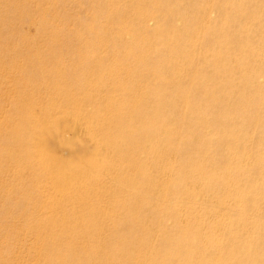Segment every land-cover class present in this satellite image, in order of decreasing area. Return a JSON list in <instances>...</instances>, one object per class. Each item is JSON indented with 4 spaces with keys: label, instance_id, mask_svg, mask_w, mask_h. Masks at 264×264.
<instances>
[{
    "label": "rangeland",
    "instance_id": "374dc122",
    "mask_svg": "<svg viewBox=\"0 0 264 264\" xmlns=\"http://www.w3.org/2000/svg\"><path fill=\"white\" fill-rule=\"evenodd\" d=\"M16 1L18 4L26 5L28 11L34 17L32 23L28 21L24 23L19 22L16 24L15 28L23 34L24 38H31L33 40L36 38V41H34L35 44L33 45L35 54H44L49 48L47 38H38L36 36L38 33V26L41 20L45 17L53 25H57L59 28H67V36L70 39L69 47H73L78 43V40H71L72 31L75 28L85 36L84 38L86 40H100L99 42H96L97 50L99 51V58L103 61L104 65L109 66V64L112 65L116 63L120 66L129 63H136L139 65L148 64L147 70L149 74L147 73L146 77L145 74L141 75L139 76V79L144 77L145 80L150 81V83L144 86L145 90L143 92L151 94H155L154 83L157 84V81L161 78L160 75L156 74V64L162 63L164 60L170 63H182V61H178L174 58L179 55V51L173 53L175 40L179 36V28H185L189 26V24L193 25V32L195 33V36L192 39V44L194 43L193 47L190 48L185 44L182 46L184 49H188L192 52V54H190L191 62L188 65L181 64L183 67L177 72V74L171 73L166 76V79H181V84L184 85L183 87H186L185 94L189 93L191 95H196V103L202 107L198 111V115H211L210 109L213 108L207 107L210 103L209 101H213V97L215 99L218 96H223L222 93L217 92L219 89L215 90L214 80L216 76H214L215 66L213 59L216 58L217 55H225L223 47L226 44H237L236 41L240 39L239 34L245 36L244 42L252 49L255 57L254 62L258 66L260 65V69L256 68L252 70L249 65L247 66L249 69L243 71L245 75L252 80L251 89L245 94L247 99L244 103L254 106L255 109L250 108L247 110L248 107L246 105H240L238 108L242 109L243 112L240 113V115L232 117V115L229 116L228 113H224L222 115L224 118L219 121L223 122L224 119L227 118L230 122L229 130H222L218 125L214 124H207L206 127L199 126L197 119H195V135L191 137L192 139H195V156H192L194 158L191 161L190 166L193 171H195V188L200 191V194L194 195L190 200L186 195L181 194L178 199L176 198L173 200V203L177 202L180 205L186 204L190 201L191 206L194 208L193 214L190 213V216L187 214L184 218V222L182 221V223L175 224V219L171 213L172 209L169 205L170 197L157 199V197L160 196L159 193H157L158 190L156 188L147 189L146 192H144L147 200V203L145 204L147 208L142 207L143 209L136 210L146 216L147 227H151L149 235L144 234L143 232H139L138 237L135 238L127 235L128 228L130 226L134 228L135 226L131 219L126 220L124 217L122 218V208L112 205L110 202L109 194L115 195V193H123L120 192L111 182L113 174L108 168L102 170L104 181L97 184V188L103 195L100 198L99 196H89L88 198L90 204H99V208L102 209L103 214L108 220L103 224V226L105 225L104 227H106V232L104 233L105 238H102V240L99 241L90 239L84 240L86 237H79V234L77 233L79 238H76L75 231H70L72 234L69 233L63 235L61 238H56L55 240L48 239L42 241L33 231L26 232L30 223L35 221L34 218L45 220L52 215V208L50 205H45L47 199H61L63 196H60V193L58 194L52 189V187L48 186L49 177L47 178L45 175L37 173L32 168L30 164L31 162L27 163V161H25L27 164L23 163L22 165H30L25 166V168L20 170L21 165L18 166L16 161L11 159L8 155V151L12 149L11 143L6 142L7 139H0L1 263L56 264V261H58L60 264H80L84 263L85 260H88V262L97 260L101 261L98 262V264H184L180 263L181 259L178 257L179 254H176L177 248L179 247V240L183 236L188 235L190 230L192 231V234L195 231L196 235H201V233L204 235L210 227H212L211 225L215 227L216 221L221 218L218 217L220 215L225 216V220L227 219L228 222H232L237 228L244 231L241 244L247 245L248 243H253L254 240L260 236L261 231H263L262 229H264V71L262 70L264 67V35L259 33L261 31L258 27L259 25H264V11L261 10V7L259 6L262 4V8H264V0H250L252 3L248 0H242L244 4L249 2V5L252 6L257 18L255 24H251L250 21L247 22V25L240 18L238 7L230 11L231 21L230 23H227L229 17H225L224 14L220 13L218 10V7L223 0ZM178 6H185L184 20L181 16V22L175 15ZM38 7L40 9H37ZM44 8L46 9L44 10ZM202 10L205 11L206 20L203 28L197 31V21L200 20V11ZM96 12L100 13L96 14ZM63 15L65 20L62 21L60 18H62ZM112 17H114V19L121 17L124 19V23H127V29H131L126 32L122 30L123 32H121V29L115 27V25H110L109 18ZM82 23H85L86 26H92L91 33H87L88 31L85 28L83 29L80 27ZM108 28L110 29V33L112 31L114 36L121 34V39L129 43L119 46V44L112 41V38L110 40L111 42L102 39ZM4 30L5 28H1L0 32L3 34ZM138 30L144 32L142 35L145 37L140 38L142 43L138 45L133 43L136 44V47H140L135 48L134 45H130V42L132 39L136 40L135 42L140 40L138 39V36H136L137 33H140ZM242 30H244L245 33H243ZM132 31H136V34L133 35ZM176 48L177 47H175V49ZM28 51L29 49L25 44V41L21 40L18 35L11 34L8 31L3 35V41L0 45V52H3L2 56L4 59L3 62L0 63V127H2L1 130L3 132H8L7 134L12 133V131H10L13 128L12 124L20 125L22 128L25 127L23 126L25 123L16 117L18 112L26 113L27 116H34L41 114L44 109H48L49 106H57L55 107L56 110L62 105L65 107L63 110L64 112H73L76 114L72 104L65 105L61 104V101L59 102L57 95L62 92L61 90L64 88L63 84L50 79L46 76V73H44L46 77L43 78V80L46 90H44V92L41 91V96L39 97L36 93L37 90L35 89L39 83L34 81L33 78L27 80L21 77L19 70L25 68L32 70L34 68V66H29V63L24 58V54ZM69 54L70 55L66 60H61V64L65 65L67 71L69 67L78 63L77 58L73 57L71 53ZM110 54H114L118 57L107 59L106 57ZM138 54L142 56L140 61V57H133V55ZM243 54H245V52L242 50L240 51L239 48L228 53L225 61H223V66L225 65V70H227V77L225 76L221 81L231 78L233 74L238 71V68L242 67L241 69H243L245 67V65H237V63L241 61L240 58ZM151 56H153V58H151ZM11 58L12 61L9 62ZM56 64L60 65L58 62ZM10 65L13 66V70L9 68ZM42 65L45 66V69L53 67L48 60L47 62H43ZM122 77L125 78L124 76ZM237 79L244 81L242 73L239 74ZM237 79L236 82L240 83ZM192 81H195L194 90L187 86V84L190 85ZM23 83L27 85L26 89H24L22 85ZM91 84H94V82L92 81ZM73 86H76V84L66 85V89L64 88L65 92H75L76 95L80 97V102H83L82 98L88 91H85L84 88H73ZM123 86L128 87V85L125 84L118 88L117 84L113 91H109L106 94L103 93L99 96L106 99L109 97L108 94L110 93L114 98L116 95L119 97L121 92L125 94L127 92V90L123 89ZM79 87L84 86L79 85ZM23 90H25L24 94ZM212 90L214 93H212ZM217 93H219V95H217ZM207 99L209 100L207 101ZM33 100H35L38 106L35 109L31 108L26 112L25 109L28 108V106L25 107L26 102ZM81 106L82 112H80V115L86 117H88L90 113L95 110V107H97L95 103L93 104L91 102H83ZM181 107L183 112L181 116L182 123L173 122L170 125L173 128L180 125L179 133L172 136L173 143L170 145L171 151L165 153L163 161V166L169 169H172V166L174 168L177 167V164L184 163L185 155L182 154L189 150L188 141L190 138H187L188 136H186L184 140L183 134L187 131V128L185 127L187 126L188 121H190V116L185 113L186 109L184 104L181 105ZM64 112L53 111L48 118L45 119L46 123L38 125V128H46L47 131H50L51 129L49 134L47 133L42 137L40 145L41 152H43L42 155L58 157V159L61 158L60 160L64 159L62 161L65 166V171L60 172L67 173L69 176L73 177L71 186H73L72 190H74L75 186L77 187L80 181L86 182L89 180V177L85 174V170H81L83 165L92 163L96 157H101L102 159L103 154L97 152L94 143L87 139V136L82 129L83 126H80L79 124L78 127L77 119L74 118L73 115H68L69 117L63 115ZM212 113H215L214 109ZM260 118L263 120L261 123L259 120ZM246 122H249V125L243 126ZM3 123L6 124L4 125ZM71 128L74 132H72ZM53 130L59 132L62 131L63 133L58 132V137L54 138L51 136ZM45 133L46 131H44V134ZM235 133L240 135V141L232 148L237 156L234 165H239L246 171L244 179L238 178L240 176L238 171L233 169L234 171L232 173V171H230L232 168L230 167L233 166H230L227 163L228 160L222 159L223 156L229 152V143L233 140L236 135ZM202 134H205L207 137L202 139ZM175 135L177 136L175 137ZM62 137H64V139ZM69 138H71V140ZM166 139L168 140L169 138ZM182 139L184 144L182 143ZM69 141L70 143H68ZM200 141L203 143L200 144ZM168 144L169 143H167V145ZM206 147L210 150L207 149L208 152H206L205 155L200 153V151L204 150ZM5 155H7V158H1ZM77 162L82 164L81 168L75 166ZM257 167L260 170L255 171ZM226 168L229 170L227 177L233 181H237L239 186L237 189L227 191L221 196L222 198H225L223 200L225 205L222 206L218 205L217 201L214 202L215 198L210 197L212 194L221 192V189H219L221 187L220 184L214 183L207 188L208 190L202 191L204 185L200 181V178L202 175H206V171L210 170H217L218 177H222L224 169ZM33 172L36 173L34 174ZM154 174L157 176L158 180L159 178H168L167 175L163 176V174L159 172H153L150 176L153 177ZM36 175L39 177L38 179L40 181L46 183L43 184L39 182V184H41V190L39 189L40 192L33 190L35 185L33 178ZM172 178L173 176L170 175L169 179ZM215 181L220 182V180ZM158 186L159 188L161 187L160 185ZM164 187V193H166V190L167 188L169 189V187ZM131 189L140 191L134 186H132ZM188 190L189 189L185 188L184 192L187 193ZM169 191H171V189H169ZM27 192H29L30 196L28 206L27 208H24L23 211L25 216L23 217L18 214H16V216L11 215L13 203L17 201L21 203L23 199L20 198L23 197L24 194H27ZM167 196L172 195L169 193ZM207 196L209 197L208 200ZM148 200L152 204L156 202L157 206L162 208V210L168 208V212L157 216L156 211L152 209V205H150ZM207 201L208 204H205ZM34 204L37 205L34 206ZM8 207L9 209H7ZM73 207L75 206H69L71 209ZM179 208L181 214L186 213L184 207ZM207 209L211 210L209 211ZM241 209L242 212L239 211ZM27 210L29 212L28 215ZM64 211L65 210H60V213L64 214ZM3 212H6L7 214ZM65 215L66 214H64V216ZM197 216H200V218H197ZM80 221L82 223L85 222L84 220ZM159 222L160 224H157ZM61 223L62 220H57L55 228L58 229ZM109 224H112L110 228ZM4 225H6L7 228ZM258 225L263 226L260 228L261 230L258 229ZM217 236L218 237L214 239L216 241L214 244L221 246V243L217 240L221 241L224 237L221 234H218ZM82 243L85 244L86 247H93L98 244H105V247L102 253H94L92 251H86L85 248L81 249L80 244ZM144 243H146L145 248L141 247ZM65 244L69 245L71 248L66 249L67 247L63 246ZM44 245L51 247L53 255L57 257H49L50 259L47 257L41 258L38 255L40 250L37 249ZM77 245H79V248ZM118 246L122 247L123 251H125L122 256V258H126L122 259L124 261H117L112 257L113 251L115 248H118ZM263 252L264 249L260 251V253ZM195 254L197 253L195 252ZM243 254L242 251L237 250L234 257H238L237 260H241ZM106 256L109 258L108 260L105 258ZM199 258V256H196L194 258V260H196L195 262L200 260ZM208 258L213 259L212 257ZM88 262L86 264H88Z\"/></svg>",
    "mask_w": 264,
    "mask_h": 264
},
{
    "label": "bare ground",
    "instance_id": "6f19581e",
    "mask_svg": "<svg viewBox=\"0 0 264 264\" xmlns=\"http://www.w3.org/2000/svg\"><path fill=\"white\" fill-rule=\"evenodd\" d=\"M23 1L25 2L26 0ZM248 1L252 3V1ZM249 2L244 4L242 0H223L219 5L218 10L220 13H223L225 17H229L227 23H230V11L238 7L242 21L246 25L247 22L250 21L251 24H255L257 18L255 16V11L252 9V6L249 5ZM259 6L261 7V10L264 11L262 4ZM184 7L185 6H178L175 12L176 17L177 19L179 18L180 22L181 16L184 20ZM37 9L40 8L38 7ZM45 9L46 8H44V10ZM204 12L205 11L203 10L200 11L201 17L200 20L197 21V31L201 30L204 26L206 20V14ZM98 13L100 12H96V14ZM121 17L116 19H114V17L109 18V23L110 25H115V27L121 29V32H126L131 28L127 29V23H124V19ZM60 19H62V21L65 20L64 15ZM33 20L34 17L28 11L26 5L18 4L16 0H0V29L5 28L3 34L0 32V45L3 41V35L7 31L11 34L18 35L21 40L25 41V44L29 49V51L24 54V58L29 63V66H34L32 70L27 68L19 70L21 77L27 80H29V78H33L34 81L39 83V85L35 88L39 97L41 96L40 92H44V90H46L43 80V78L46 76L63 84L65 89L66 85L75 83L76 86H73V88H84L85 91H88L82 98L83 102H91L93 104L95 103L97 107H95V110L93 109L94 111H92L88 117L80 115V112H82L81 104L83 103L80 102V97H78L74 91V93L67 91L65 92V89L63 88V90H61L62 92L57 95L59 102L61 101V104L65 105L72 104L76 114L73 112H64L63 110L65 107L62 105L60 108L55 110V107L57 106L52 105L49 106L48 109H44V111L39 115L27 116L26 113L18 112L16 117L25 123V125H23L25 126L23 127L25 129H23L20 125H13L11 123L13 128L10 130L12 133H9V135L7 134L8 132H3L1 130L2 127H0V139H7L6 142L11 143L12 149L8 151V155L11 159L16 161L18 166L21 165L20 170L31 164L32 168L37 173L45 175L47 178L49 177L48 186L52 187V189L58 194L60 193V196H63L61 199H47L45 205H50L52 208V215L47 217L45 220L34 218L35 221L30 223L26 232L33 231L35 235L42 241L61 238L63 235L69 234L70 231H75L74 233L76 238L86 237L84 240L90 239L99 241L102 240V238H105L104 233L106 232V227H104L105 225L103 226V224L108 220L103 214L102 209L99 208V204H90L88 202V198L89 196H99L100 198L103 195L102 192L97 188V184L104 181L102 170L106 168H108L113 174L111 177V182L120 192L123 193H115V195L109 194L110 202L112 205L122 208V218L124 217L126 220L131 219L132 223H134L133 225L135 226L134 228L132 226L128 228L127 235L133 236L134 238L138 237L139 232L149 235L151 227H147L146 216L143 213L137 212L136 209H143L142 207L147 208L145 205L147 200L145 198L144 192L151 188H156L158 190L157 193H159L160 197H157V199L170 197L169 205L172 209L171 213L175 219V224L182 223V221L184 222V218L187 214L188 216H190V213L193 214L194 208L191 206L190 201H188L186 204L180 205L177 202L173 203V200L176 198L178 199L181 194L186 195L189 200L194 195L200 194V191L196 190L195 188V171H193L192 167L190 166L191 161L194 158L192 156H195V139L191 138L195 135V119H197L199 126L206 127L207 124H214L218 125L222 130H229L230 122L227 118H225L223 122L219 121L220 119L224 118L222 116L224 113H228L229 116L232 115V117H235V115H240V113H243L242 109L238 108L240 105H246L248 107L247 110L250 108L255 109L254 106L244 103L247 99L245 94L250 91L252 80L248 78L243 71H247L249 67H251L252 70L256 68L260 69V65L258 66L254 62V53L252 52V49L247 46V44H245V36L239 34L240 39L236 41L237 44H226L223 47L225 55H217L216 58L213 59L215 66L214 76H216L214 80L215 90L219 89L217 92L222 93L223 96H218L215 99L213 97V101H209L210 103L207 105V107H212L215 113H212L213 109H210L211 115L207 114V116H205L204 114H197L202 107L196 103V95H191L189 93H187L188 95L185 94L186 87H183L184 85L181 84V79H166V76L170 75L171 73L177 74V72L183 67L181 64L188 65L191 62L190 54H192V52L188 49H184L182 46L185 44L190 48L193 47L194 43L192 44V39L195 36V33L193 32V25L189 24V26L185 28H179V36L175 40L173 53H177L176 51H179V55L175 56L174 58H176L178 61H182V63H170L164 60L162 63L156 64V74L160 75L161 78L159 81H157V84L154 83L155 94H151L143 92L145 90L144 86L150 83V81L145 80L144 77V79H139V76L141 75L145 74V77L147 76L148 64L139 65L136 63H129L124 66H120L116 63L112 65L109 64V66L104 65L103 61H101L99 58L100 55L98 54L99 51L97 50L96 42H99L100 40H86L84 38L85 36L75 28L72 31L71 40H78V43L73 47H69L70 39L67 36V28H59L57 25H53L51 22H49V20H47L45 17L41 20L38 26V33L36 36L38 38H47V44L49 45V48L44 54H35L33 45L35 44L34 41H36V38L35 40L31 38H24L23 34L15 28L16 24L19 22L24 23L28 21L32 23ZM80 27L83 29L85 28L88 31L87 33H91L92 31L91 25L86 26L85 23H82ZM258 29L261 31L259 33L264 35V25H259ZM141 30H138L140 33L136 34V31H132V33L133 35L136 34L138 39H140L145 37L142 35L144 32ZM242 31L245 33L244 30ZM111 38L112 41L116 44H119V46L129 43L121 39V34L114 36L112 31L110 33V29L108 28L102 39L110 41ZM135 41L136 40L132 39L130 45H134L135 48H140L139 46L136 47V44L138 45L142 43V40L140 39L138 42ZM175 47L177 48L175 49ZM236 47L239 48L240 51L242 50L245 52V54H243V56L240 58L241 61L237 63V65H245V67L243 69H241L242 67L238 68V71H236V73H234L231 78L221 81L222 78L224 79L225 76L227 77V70H225V65L223 66V61H225L229 52L237 49ZM69 53H71L73 57L77 58L78 63L69 67L67 71L65 65L61 64V60H66L70 55ZM2 55L3 52H0V63L4 60ZM138 55H133V57H140V61L142 56ZM111 57L114 58L118 56L110 54L106 58L111 59ZM151 58H153V56H151ZM47 60L53 65V67L45 69V66H43L42 63L47 62ZM10 61H12V58L9 60V62ZM57 62L60 63V65L56 64ZM9 68L11 70L14 69L12 65H10ZM262 70L264 71V67ZM44 73H46V76ZM241 73L243 75L244 81L237 79ZM236 79L240 81V83H237ZM92 81L94 84H91ZM117 84L118 88L125 84L128 85V87L123 86V89L127 90L126 94L121 92L119 97L116 95L114 98L109 93V97L106 99H104L102 96H99L103 93L106 94L109 91H113L115 85ZM22 85L24 89H26L27 85L25 83ZM79 85H83L84 87H79ZM187 86L194 90L195 81H192L190 85L187 84ZM24 93L25 90H23V94ZM212 93H214L213 90ZM219 93H217V95H219ZM208 100L209 99H207V101ZM183 104L186 109L185 113L190 116V121H188V123L186 122L187 126L185 128H187V131L185 134H183L184 140L186 136H188L187 138H190L188 141L189 150L182 154L185 155L184 163L177 164V167L173 168L172 166V169H169L163 166L165 153H169L171 151L170 145L173 143L172 136L176 133H179L180 126L179 125L173 128L170 125L173 122L182 123L181 116L183 112L181 105ZM27 106L28 108L25 109L26 112H28V110L31 108L35 109L38 105L35 100H33L26 102L25 107ZM53 111H58L61 113L64 112L63 115L65 116L73 115L74 118L77 119L78 127L79 124L80 126H83L82 129L84 134L87 136V139L94 143V147L96 148L97 152L103 154L102 159L101 157H96L92 163L83 165V167L81 163H76L75 166L77 168L82 167L81 170H85V174L89 177V180L86 182L80 181L77 187L75 186L74 190H72L73 186H71L73 177L69 176L67 173L60 172L65 171V166L63 165L64 163L62 161L64 159L60 160V156V159H58V157L44 156L42 155L43 152H41V139L47 133L49 134L51 129L50 131H47L46 128H38V125L41 123H46L45 119L48 118V116ZM259 120L260 123L263 122L261 118ZM246 125H249V122H246V124L244 123L243 126ZM44 131H46L45 134ZM55 131L57 130L52 131L51 136L57 138L59 131L54 133ZM72 132H74L73 129ZM235 134L236 135L234 136L233 140L231 143H229V152H227L222 159L228 160L227 163L230 166H233L230 167L232 168L230 169L232 173L234 170L238 171L240 174L238 178L244 179L246 176V171L241 166L234 165V161L237 159V156L235 155L232 148L240 141V135L238 133ZM177 135H175V137ZM165 137L169 139L167 140ZM205 137L207 136L202 134V139ZM62 138L64 139V137ZM69 139L71 140V138ZM68 143H70V141ZM167 143L169 144L167 145ZM182 143L184 144L183 139ZM199 143L202 144L203 142L200 141ZM207 149L208 148L206 147L204 150H201L200 153L205 155V153L208 152ZM1 158H7V155ZM25 161H27V163H31L26 165L27 163ZM23 163L26 164L22 165ZM212 163L215 164L214 162ZM227 169L228 168L224 169L222 177H218L217 170H210L206 171V175H202L200 178V181L204 185L203 189L200 188L202 191L208 190L207 188H209L214 183L220 184L221 187L219 189H221V192L212 194L210 197L215 198L214 202L217 201V204L222 206L225 205L223 202L225 198H222L221 196L227 191L237 189L239 186L237 181H233L227 177L229 173V170ZM258 170L260 169L257 167L255 171ZM36 172L33 173L35 174ZM153 172H159L163 174V176L167 175L168 178H159L158 180L155 174L153 177L150 176ZM170 175L173 176L172 179H169ZM38 178L39 177H37V175L33 178V182L35 184L33 190L40 192L41 184H39V182H43ZM215 180H220V182ZM158 185L161 187L159 188ZM132 186L136 187L140 191L131 189ZM164 186L169 187L171 191H169L167 188L166 193H164ZM185 188L189 189L187 193L184 192ZM167 192H169L172 196H167L169 194ZM29 196L30 194L27 192V194H24V196L20 198L23 199L21 203L18 201L13 203L11 215L16 216V214H18L23 217L25 216L23 211L24 208H27L28 206ZM208 198L209 197L207 196V200ZM149 203L152 205V209L156 211L157 216L168 212V208L162 210V208L157 206L156 202L152 204L149 201ZM205 204H208V201L205 202ZM35 205L37 204H34V206ZM70 205L75 207L71 209L69 208ZM179 207H184L186 213L181 214ZM7 209H9V207ZM60 210H65L63 213L66 215L64 216V214L60 213ZM207 210L210 211L211 209ZM239 211L242 212V209ZM3 213L7 214L6 212ZM28 214L29 212L27 210V215ZM218 217L221 218L216 221L215 227L211 225L212 227H210V229L204 235L203 233H201V235H196L195 231L192 234V231L190 230V235H185L179 240V247L177 248L176 254H179L178 257L181 259L180 263L264 264V252L260 253V251L264 249V229H262L263 231H261L260 236L255 239L253 243L243 245L241 244V241L243 239L244 231L237 228L232 222H228L227 219L225 220V216L220 215ZM197 218H200V216H197ZM59 219L62 220V223L57 229L55 226L57 225V220ZM80 220H84L85 222L82 223ZM157 224H160V222ZM110 226H112V224H109V228ZM257 227H259L258 229L261 230L260 228L263 226L258 225ZM77 233L79 234V237ZM218 234H221L224 237V239L221 241L217 240L221 243V246L214 244L216 243L214 239L218 237ZM146 243L142 244L141 247L145 248ZM63 246L67 247L66 249L71 248L67 244ZM78 246L79 245H77V247ZM104 247L105 244H98L93 247H86L83 243L80 244L81 249L85 248L86 251L88 250L94 253H102ZM37 250H40L38 255L41 258L47 257L50 259L49 257H57L53 255L51 247H47L46 245L40 246ZM237 250H240L244 253L241 260H237L238 257H234V254L237 252ZM124 252L125 251H123L122 247L118 246V248H115L113 251L112 257H114L117 261L126 259L125 257L122 258ZM195 252L197 254H195ZM196 256L200 257V260H197V262L194 260ZM208 257H212L213 259ZM105 258L107 260L109 259L107 256ZM87 262L88 260H85L84 263L80 264H86ZM98 262L101 261L92 260L88 262V264H98ZM0 264L3 263L0 262ZM56 264L60 263L56 261Z\"/></svg>",
    "mask_w": 264,
    "mask_h": 264
}]
</instances>
